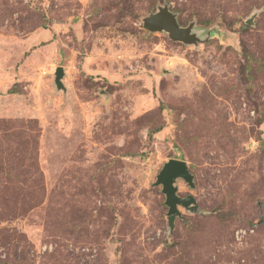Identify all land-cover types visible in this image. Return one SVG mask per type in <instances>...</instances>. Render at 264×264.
Returning <instances> with one entry per match:
<instances>
[{"label":"rangeland","instance_id":"374dc122","mask_svg":"<svg viewBox=\"0 0 264 264\" xmlns=\"http://www.w3.org/2000/svg\"><path fill=\"white\" fill-rule=\"evenodd\" d=\"M0 264H264V0H0Z\"/></svg>","mask_w":264,"mask_h":264},{"label":"water","instance_id":"95a60500","mask_svg":"<svg viewBox=\"0 0 264 264\" xmlns=\"http://www.w3.org/2000/svg\"><path fill=\"white\" fill-rule=\"evenodd\" d=\"M256 15V14H255ZM255 15L247 20V24L252 25ZM143 27L149 32H165L169 38L175 42H182L185 45H199L211 39L216 34V29H197L195 22L184 27L180 24L178 15L174 13L168 5L159 6L157 10L143 18ZM65 68L58 67L55 72V87L57 91L67 93L64 84ZM195 176L191 173L186 161L180 159H170L166 162L156 177L154 186L162 187V192L166 196L165 204L168 211V228L170 233L175 229L177 216L181 215L179 207L182 206L191 213H198L199 207L193 195L183 198L179 196L178 181L183 180L190 188L195 189Z\"/></svg>","mask_w":264,"mask_h":264},{"label":"trees","instance_id":"16d2710c","mask_svg":"<svg viewBox=\"0 0 264 264\" xmlns=\"http://www.w3.org/2000/svg\"><path fill=\"white\" fill-rule=\"evenodd\" d=\"M160 131L159 130H152L151 132H149V135L152 137L154 134L158 133Z\"/></svg>","mask_w":264,"mask_h":264}]
</instances>
